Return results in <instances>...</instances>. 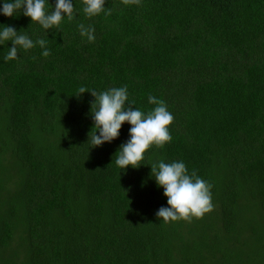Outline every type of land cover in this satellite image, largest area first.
<instances>
[{
	"label": "trees",
	"instance_id": "trees-1",
	"mask_svg": "<svg viewBox=\"0 0 264 264\" xmlns=\"http://www.w3.org/2000/svg\"><path fill=\"white\" fill-rule=\"evenodd\" d=\"M73 5L59 29L0 13V31L34 42L9 61L0 44V264H264V0H105L93 17ZM125 86L126 106L147 114L155 96L174 117L139 168L115 164L131 125L93 147L95 97L76 96ZM161 160L211 185L213 211L158 220Z\"/></svg>",
	"mask_w": 264,
	"mask_h": 264
},
{
	"label": "clouds",
	"instance_id": "clouds-1",
	"mask_svg": "<svg viewBox=\"0 0 264 264\" xmlns=\"http://www.w3.org/2000/svg\"><path fill=\"white\" fill-rule=\"evenodd\" d=\"M124 5H139L140 0H122ZM84 13L88 17L98 15L104 10L105 0H83ZM23 11V15L31 18L32 23H39L44 29L49 30L54 26L59 29L61 21L67 17L68 21L74 18L73 0H56L54 11L46 13L45 0H5L0 13L12 17L17 11ZM107 15H111V10ZM81 36L88 41L95 40L94 28L79 25ZM12 42L5 61L17 58L18 48L25 51L34 47V42L27 35L18 34L12 26H6L0 31V44ZM44 49L42 55L48 57L50 51L46 47V41H36ZM86 91H90L95 100L91 104V115L94 127L97 131L89 133V139L93 147L102 146L105 142H112L120 135V130L125 122L131 125L130 138L120 145L119 155L115 164L121 169H127L129 165L140 167V161L144 159V153L152 146L163 147L170 142L168 126L173 122V115L167 110L162 100L155 96H149V103L157 105L151 112L145 114L131 105L128 101L127 87L111 88L102 93L96 90H88L80 87L77 97ZM92 128V129H93ZM99 132V135H97ZM92 147V148H93ZM151 175L155 178L158 187L164 189L167 197V205L161 206L156 212L158 220L164 223L184 220L191 222L192 218H202L205 213L213 211L211 185L201 179L195 170L191 175L183 162L165 163L159 161L151 164Z\"/></svg>",
	"mask_w": 264,
	"mask_h": 264
}]
</instances>
